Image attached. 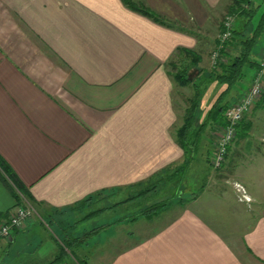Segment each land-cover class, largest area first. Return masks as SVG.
I'll use <instances>...</instances> for the list:
<instances>
[{"label":"crops","instance_id":"crops-1","mask_svg":"<svg viewBox=\"0 0 264 264\" xmlns=\"http://www.w3.org/2000/svg\"><path fill=\"white\" fill-rule=\"evenodd\" d=\"M134 1L165 23L123 0H0V158L31 196L0 172V219L21 205L36 211L0 241V264H76L64 229L78 238L102 226L77 256L119 236L123 248L105 264H264V96L217 172L205 156L196 172L197 156L177 139L184 113L170 62L194 50V78L208 75L234 0ZM246 20L236 26L249 34L257 22ZM182 165L187 190L151 218L149 184ZM134 225L139 239L117 231Z\"/></svg>","mask_w":264,"mask_h":264},{"label":"trees","instance_id":"trees-1","mask_svg":"<svg viewBox=\"0 0 264 264\" xmlns=\"http://www.w3.org/2000/svg\"><path fill=\"white\" fill-rule=\"evenodd\" d=\"M123 1L131 9L158 22L165 23L158 15L138 2L134 0ZM262 3L263 0H261V3H259V0L257 2L255 0H234L228 11L230 13L239 12V16H245L247 19L246 24H253L256 10L262 6ZM223 26L222 21L220 32L223 30ZM245 31L244 26L237 28L235 24L233 38L229 39L220 51V55L226 56L228 61L216 63V66L209 71L208 75H205L201 70L202 76L197 77V79L194 78V69L192 68L198 66L200 61L199 54L194 50L181 47L176 51L170 62L175 80L181 86H193L195 89V95L189 99L190 104L185 109L183 123L177 131V139L185 153L189 152V148L196 149L195 144L201 139L203 132L210 124L213 123V125L219 127L226 125L225 112L233 103L230 97L231 90L245 78L247 69H257L259 61L253 58V51L258 39L264 32V10L253 31L249 34H246ZM218 44L219 39L217 40ZM217 45L215 49L218 48ZM234 51H236L235 54ZM211 94V97L214 98L210 97ZM198 123L200 125H197ZM2 171L12 180L17 191L30 196L25 186L13 176V173L0 158V172L2 173ZM9 187L12 190V187ZM17 197H19L18 194ZM72 242L75 243L76 240H72ZM65 245L70 248L73 247L71 241H66ZM60 260L62 259L58 256L53 263ZM81 263L88 264L86 261Z\"/></svg>","mask_w":264,"mask_h":264},{"label":"rangeland","instance_id":"rangeland-1","mask_svg":"<svg viewBox=\"0 0 264 264\" xmlns=\"http://www.w3.org/2000/svg\"><path fill=\"white\" fill-rule=\"evenodd\" d=\"M263 10H264L263 6H261L260 8H258V10H256V14H255L256 18H254L255 22H257V18H259V16L261 15ZM228 15H232L234 17L235 23H236V21L238 19V16H239V12L230 13V11H227L226 14L224 15L222 21H224V19ZM235 47H237V46H235ZM263 48H264V32L261 34L260 38L258 39V41H257V43L255 45V48H254V51H253V58L254 59H258L259 58L258 54L263 50ZM213 53H214V51H212V53L208 54L212 61H213ZM233 53L235 54L236 51H234ZM262 55H263V53H262ZM220 58H221V56H220ZM219 61L220 60H218L217 63H220ZM213 65H214V63H213ZM210 70L211 69H209V71ZM251 71H252V69H247L246 70L247 74H246L245 78L242 81H240L239 83H237L236 86L234 87L236 90L239 89V92H242L243 88L246 86V84L251 81V77H252L251 76V74H252ZM194 73H195V70H194ZM212 92H213V90H212ZM194 95H195V89L193 88V86H185V87L181 86L180 94L178 96V99H179V102L182 105V109L181 110H182L183 113L185 112L184 109H186L187 106L190 104L189 99L191 97H193ZM211 96H212V94L210 95V97ZM233 100L236 101L237 98L235 99V97H233L232 101ZM197 125H200V124L198 123ZM220 129L221 128L219 126L213 125V123L210 124L205 129V131L203 132L201 139L195 144L196 145V149L193 150V148L192 149L189 148V152L186 153L187 155L189 154V156H191L192 154L193 155L195 154V156H197V160L198 161H197V170H196V172H201L202 168L199 167V166H201L199 164V161H201L203 159V156L208 158L209 163H210L211 167L213 168V170H212L213 172H217V171H219L222 168L223 165L221 167L216 168L211 163L212 153H213V151H214V149L216 147L215 143L217 142L216 141V137H215V133L219 132L218 130H220ZM220 133H221V131H220ZM210 149L212 151H211V153L208 154ZM206 165H208L210 167V165L208 164L207 160H206ZM174 173H177L176 176H174ZM164 174L165 175H163L162 177H160L157 180H155L152 183H150L148 188H147L149 190V191H147V193L150 192V194L148 196V201H150V203H152V204L149 205V208H147L148 209L147 211L151 212L150 213V217L153 218V219L156 218V212L158 210L162 209V206H166L167 204H171L172 205V200H175V198L176 199L178 198L177 190H179V188L185 189L184 191H186L187 188H188L187 187L188 180H186V177H187L188 173H186L185 165L181 166L180 171L178 169L175 172H173L172 168H170V169L166 170V172H164ZM193 176L197 177V174L195 173ZM203 176L204 175L200 176L199 179L197 178L198 179V182H197L198 185L197 186H200L201 182L204 183L203 181H205V180H204ZM180 177H181V180H179ZM192 180H195V179L192 178ZM182 182L185 184L184 186L181 185ZM182 189H181V191H182ZM31 211H32V214H31V216L28 219H30L36 213V211H35V209L33 207H31ZM77 224L78 223H75L74 226L72 224V228H75L77 226ZM152 227H153V225L151 226V228ZM70 228L71 227L64 229V235H63V238H60V241L62 243L63 250L67 249L69 251L70 258H72L73 261L76 264H82L81 263L82 261H86L88 264H92L91 262H95V264H105V261H103V259H100V258H103V256H109L113 251H115L117 249H120V248H123V244H122L123 237L119 238V236H118L117 240H113V239H110V237H107L105 242L102 243V245H100V244L96 245L95 244V246L97 248L94 249L93 246H91L92 248H90V249H89V247L87 248L88 251H89V254H88L89 259H90V261H89V259L83 258L84 257V256H82L83 254L80 253V257H79V256H77V254H75L74 251L77 248H79L80 246L84 245L93 236H96L100 232H102L105 227L102 226L100 228L92 229L88 233H85L82 237H78V238H75L74 236H70V234L67 233L68 229H70ZM136 228L137 227H135V225L133 226V228H131V227H129V228L119 227L117 229V231L119 232V231H124L125 230L128 233L133 231V238L135 239L138 236V239H139L140 236H141V230L139 231ZM54 229H56V231L54 230V235L58 236V237H61V235L58 232V228H54ZM72 240H76V242H75L76 244L73 243ZM120 240H121V242H120ZM66 241H71V243L73 244V247H71V248L67 247L65 245Z\"/></svg>","mask_w":264,"mask_h":264},{"label":"built area","instance_id":"built-area-1","mask_svg":"<svg viewBox=\"0 0 264 264\" xmlns=\"http://www.w3.org/2000/svg\"><path fill=\"white\" fill-rule=\"evenodd\" d=\"M235 19L232 15H228L223 21V30L219 34L218 48L213 53V63L216 64L220 60V51L226 42L233 38V29L235 28ZM264 96V50L263 55L259 59L258 67L250 86L244 90L236 101H234L225 112L226 125L220 127L219 132L215 133L216 143L212 153L211 163L218 168L223 165L226 160L229 148L237 139L238 126L245 114ZM221 131V133H220ZM242 189V187H241ZM32 211L30 206L21 205L16 212L9 215L7 219L0 220V241H12L14 233L22 228Z\"/></svg>","mask_w":264,"mask_h":264}]
</instances>
